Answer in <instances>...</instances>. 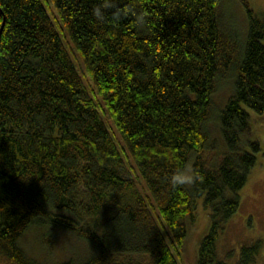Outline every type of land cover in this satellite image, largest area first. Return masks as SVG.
I'll use <instances>...</instances> for the list:
<instances>
[{"label": "trees", "instance_id": "obj_1", "mask_svg": "<svg viewBox=\"0 0 264 264\" xmlns=\"http://www.w3.org/2000/svg\"><path fill=\"white\" fill-rule=\"evenodd\" d=\"M52 1L123 145L42 0H0V264H40L19 243L33 224L88 245L83 258L56 264H179L174 251L201 195L210 225L197 261L227 264L215 241L260 149L247 109L264 110V15L243 0L242 45L223 0H111L102 20L94 9L103 0ZM228 77L233 91L216 115L227 151L210 168L200 152L211 95ZM192 154L199 180L173 188L167 178ZM260 247L241 245L234 264L255 263Z\"/></svg>", "mask_w": 264, "mask_h": 264}, {"label": "rangeland", "instance_id": "obj_2", "mask_svg": "<svg viewBox=\"0 0 264 264\" xmlns=\"http://www.w3.org/2000/svg\"><path fill=\"white\" fill-rule=\"evenodd\" d=\"M251 8L258 14L264 15V0H246ZM48 14L51 16L63 42L65 43L77 70L84 81L87 94L93 98L96 107L101 114L109 132L122 149L123 139L116 124L109 116L105 104H103L98 91L95 88L90 72L84 62L73 52L74 46L65 28L62 29L57 15V8L52 0H42ZM223 8L234 27L237 29L242 45H244L248 17L243 0H223ZM229 21V22H230ZM67 34H66V33ZM76 49V47H75ZM232 78L223 79L212 93L213 107L210 117L206 121L209 132V141L200 152L204 165L215 167L227 151L224 138L216 115L219 113L227 97L232 93ZM254 134L259 140L260 149L255 151L256 161L250 168L247 180L238 189L239 205L235 212L224 222L215 241V253L217 258L223 259L227 264H234L238 258L241 245L248 244L255 239L261 240V247L257 261L253 264H264V110L260 113L247 109ZM195 159L192 154L187 163L192 165ZM127 166L136 167V163L129 156L126 158ZM138 180L137 185L141 191L148 193V189L138 169L133 172ZM192 185L186 186L190 188ZM204 197L196 196L193 201V220L188 223L187 233L182 247L178 252L173 251L179 264H200L197 261L200 239L208 231L210 225L209 208L204 204ZM33 224L21 236V245L27 253L36 258L40 264H56L68 257L83 258L88 252L86 242L74 232L64 230L61 227H50L52 232L43 230L41 226Z\"/></svg>", "mask_w": 264, "mask_h": 264}, {"label": "clouds", "instance_id": "obj_3", "mask_svg": "<svg viewBox=\"0 0 264 264\" xmlns=\"http://www.w3.org/2000/svg\"><path fill=\"white\" fill-rule=\"evenodd\" d=\"M113 7L111 0H103V3L94 9V15L98 20L103 19V9ZM113 20L119 21L121 18V13L119 11L115 12L113 15ZM199 180L196 175L194 168L190 163H185L180 167H177L172 174L167 178V182L173 187L189 186L195 184Z\"/></svg>", "mask_w": 264, "mask_h": 264}, {"label": "water", "instance_id": "obj_4", "mask_svg": "<svg viewBox=\"0 0 264 264\" xmlns=\"http://www.w3.org/2000/svg\"><path fill=\"white\" fill-rule=\"evenodd\" d=\"M0 30H1V28H0Z\"/></svg>", "mask_w": 264, "mask_h": 264}]
</instances>
